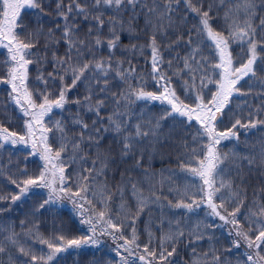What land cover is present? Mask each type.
<instances>
[{
    "label": "snow or ice",
    "instance_id": "obj_1",
    "mask_svg": "<svg viewBox=\"0 0 264 264\" xmlns=\"http://www.w3.org/2000/svg\"><path fill=\"white\" fill-rule=\"evenodd\" d=\"M0 264H264V0H0Z\"/></svg>",
    "mask_w": 264,
    "mask_h": 264
}]
</instances>
